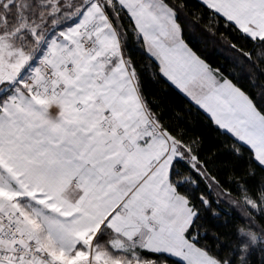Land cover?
I'll return each instance as SVG.
<instances>
[{
    "label": "snow or ice",
    "instance_id": "6c2138e0",
    "mask_svg": "<svg viewBox=\"0 0 264 264\" xmlns=\"http://www.w3.org/2000/svg\"><path fill=\"white\" fill-rule=\"evenodd\" d=\"M0 264H264V0H0Z\"/></svg>",
    "mask_w": 264,
    "mask_h": 264
},
{
    "label": "trees",
    "instance_id": "16d2710c",
    "mask_svg": "<svg viewBox=\"0 0 264 264\" xmlns=\"http://www.w3.org/2000/svg\"><path fill=\"white\" fill-rule=\"evenodd\" d=\"M219 59H222V57H219ZM246 233L249 232L250 230L244 227L243 225L240 226Z\"/></svg>",
    "mask_w": 264,
    "mask_h": 264
}]
</instances>
